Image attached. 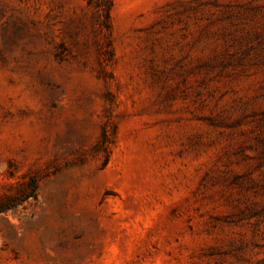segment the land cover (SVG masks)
<instances>
[{"label":"rangeland","instance_id":"1","mask_svg":"<svg viewBox=\"0 0 264 264\" xmlns=\"http://www.w3.org/2000/svg\"><path fill=\"white\" fill-rule=\"evenodd\" d=\"M0 264H264V0H0Z\"/></svg>","mask_w":264,"mask_h":264},{"label":"trees","instance_id":"2","mask_svg":"<svg viewBox=\"0 0 264 264\" xmlns=\"http://www.w3.org/2000/svg\"><path fill=\"white\" fill-rule=\"evenodd\" d=\"M27 189H26V195L20 196V197H13L8 200L6 203H2L0 207V212L9 210L17 205L20 204L21 201L29 199V198H36L37 191L39 188V182L37 177H30L28 181L25 183Z\"/></svg>","mask_w":264,"mask_h":264}]
</instances>
